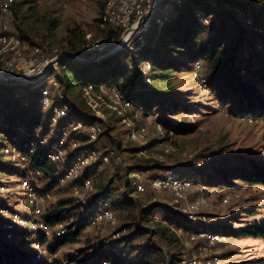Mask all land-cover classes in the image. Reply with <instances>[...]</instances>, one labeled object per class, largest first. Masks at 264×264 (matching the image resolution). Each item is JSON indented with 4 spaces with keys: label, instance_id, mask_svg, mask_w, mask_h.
Masks as SVG:
<instances>
[{
    "label": "rangeland",
    "instance_id": "374dc122",
    "mask_svg": "<svg viewBox=\"0 0 264 264\" xmlns=\"http://www.w3.org/2000/svg\"><path fill=\"white\" fill-rule=\"evenodd\" d=\"M104 1L72 0L68 8L64 9L61 0H15L12 17L7 21L11 24L13 32L20 36L19 27L29 41L40 42L46 39L52 47L61 52L76 54L85 34L99 35L95 24L103 10ZM224 2L246 4L251 9L264 8V0H224ZM166 4V8H169L171 13V5ZM164 6L165 4H160L156 16L165 12ZM225 9L229 11L228 7ZM151 30H155V26ZM236 36L237 32L229 37L226 44L233 42ZM155 50L157 57L161 59L153 71L157 78L149 86L150 91L143 94L142 99L137 100L139 103H144V112L139 119L130 118L131 114L124 116L137 127L140 125L145 127L147 142L144 146L127 140L129 128L116 111L107 108L104 104L97 106V100L82 99L78 88L68 92V98L81 115L95 118L105 129L95 143H88L86 133L82 131L79 134V144L89 146L101 155L116 153L126 162V166L122 167L115 157L110 156L107 163L98 161L88 173L96 192L105 193V198L116 213L118 222L115 225H101L82 230L74 242L62 247L56 253H51L47 264H93L96 254L101 249L100 239H110L113 234H118L117 238H120L135 231H139L141 236L133 241V245L142 247L147 240H150L160 251L161 257L156 263L145 264H183L181 255L184 251L174 232L176 223H181L183 220L170 205V197L152 191L145 194L134 192L129 198L130 201H125L122 175L126 167L150 164L163 166V170L156 169L142 173L137 176L138 180L145 182L153 175H164L173 167L180 168L178 169L180 174H191L192 170L183 167H192L193 160L203 161L205 170L201 171L207 179H211L206 186L202 184V178L193 180L195 187L192 196L202 191L212 199L213 209L209 211L210 220L202 224L210 225L217 231L222 230L228 238L227 242L217 245L212 250L213 257L217 259L215 264H264V238L249 237L241 233V231H253L256 227H264V186L252 185L232 176L236 170L248 169L251 165L264 171V133L259 122L254 124L243 122L240 117L229 113L228 110L232 109L233 105L223 103L218 98L217 91L212 87L204 90L200 85V73L192 69L184 50L164 51L157 47ZM133 55L134 52L131 51L130 56ZM59 72L60 78L68 73L63 69ZM201 74L205 77L203 70ZM100 75L101 80H104L109 75V70L104 69ZM244 77L243 81L250 78L249 74ZM35 90L30 95L34 96ZM259 90L264 92L260 87ZM21 102L20 98L0 90V121H7L9 118L16 120L18 117V122L26 121V116L21 114ZM73 118L75 119L76 116L74 115ZM163 120L179 127L180 132L166 134L162 126ZM158 125L164 130L163 139L158 137ZM52 133L46 139H49ZM164 143L170 144L177 152L168 155L165 162L160 163L156 157L162 153ZM4 144L2 143V147ZM2 147H0V187L6 188L7 191L3 192L1 198L3 200L8 198L11 204H15L22 199L19 185L27 167L23 168L22 165L10 161L3 154ZM243 161L246 164H243ZM225 178H228L229 184L225 181L222 184L218 183L220 179ZM41 183L45 187V182ZM234 191L238 194V199L228 205H222L221 198ZM49 192L53 200L48 206L61 198L73 200L68 185L57 186ZM152 197H156V203L164 205L165 209L147 210L151 205ZM20 203L22 204L21 201ZM166 219L172 223L167 222ZM68 224L70 233H73L79 225V219H72ZM121 227L126 228L119 231ZM35 239L37 237L34 234H23L19 240H14L10 245L19 246L25 251ZM195 248L194 246L190 252ZM121 249L129 253L124 246ZM130 255L139 262L135 254Z\"/></svg>",
    "mask_w": 264,
    "mask_h": 264
},
{
    "label": "built area",
    "instance_id": "2783aa9c",
    "mask_svg": "<svg viewBox=\"0 0 264 264\" xmlns=\"http://www.w3.org/2000/svg\"><path fill=\"white\" fill-rule=\"evenodd\" d=\"M69 3L70 0H61L62 8H68ZM161 3L165 4V12L156 16L155 13ZM166 3L179 5L181 0H158L157 3H154V0H106L95 24L99 35L85 34L80 49L90 54L89 58H96L107 55L117 41L120 40L118 50L138 51L145 44V34L149 31L152 23L157 29L169 23L171 14L169 8H166ZM14 4L15 0L0 1V76L11 77L15 79L12 81L14 83L24 86L31 85V87L37 88L42 108L50 113L48 134L43 136L41 127L35 129L32 134L34 142L29 145L28 151L32 154L35 144L48 147L47 160L50 163L61 164L65 167V173L59 179L57 186L68 185L71 196L82 213H91L86 229H93L101 225H115L118 218L108 201L90 203L96 189L90 177L84 176V172L98 161L107 163L110 156L115 157L122 167L126 166V162L122 161L116 153L110 152V155H101L93 148L82 151L71 158V155L80 146L78 140L71 136H77L85 131L88 143H95L105 132V129L99 122H94L89 127L83 128L81 121L72 118L68 108V99L62 93L60 84L59 71L64 69L60 66V63L65 58L57 61L58 57L63 56L66 52H61L52 47L46 39L40 42H32L20 38L18 34L13 32V28L7 19L12 17ZM203 23L207 25L208 20H203ZM246 23L250 24V21ZM107 33L117 35V41L107 40L105 36ZM193 70L200 73V85L204 90H208L206 78L201 74V63L196 62L193 65ZM139 71L142 74L144 83L151 86L152 62L149 60L142 61L139 64ZM1 83L7 84L10 82ZM80 93L82 99L97 100V106L104 104L107 108H111L120 114L122 122L129 128L127 140L140 143L143 146L146 145L145 127L141 125L137 127L124 117L131 114L130 118L139 119L144 112L142 106L127 101L115 87L101 85L96 88L88 85L80 88ZM23 105L26 106L27 103L24 102ZM240 118L247 124L259 122V126L264 133V118L260 120L252 116ZM0 126H2L1 122ZM17 130L20 134L24 132L22 126L17 127ZM157 130L158 137L163 139L164 130L161 129L160 125L157 126ZM165 132L171 134V132ZM50 133H52L51 137L46 139ZM50 139L55 140L49 143ZM16 141V137L9 138L0 132V143H5L2 147L3 154L10 161L26 168V156H23L16 146L11 143ZM176 152L174 147L164 143L162 153L156 157V160L163 163L168 155ZM192 164L193 169L197 170L202 168L203 161L193 160ZM192 174L193 172L191 174H180L173 169H169L162 176L138 184L136 193L145 194L152 191L153 193L168 195L170 205L184 223L194 227L210 220L209 211L213 209V204L210 195L203 194L202 191L192 196L195 187L194 178L189 176ZM40 179L39 172L26 170V174L22 177L19 185L22 204L20 201L11 204L8 198L3 200L1 196L7 190L0 187V231L3 235V241L7 244L19 240L23 234H34L37 239L31 242L30 248L26 249L25 252L31 255L34 262H47L51 257L48 242L65 236L68 233L67 227L69 224L68 221L48 222L46 220V208L52 202L53 196L45 189ZM237 199L238 194L234 191L230 195H225L220 201L222 205H228L231 201ZM155 202L156 197H152L151 203ZM174 228L184 251L181 255L183 264H215L217 259L213 257L212 250L217 245L227 242L228 239L226 235L221 233L199 229L185 230L179 225L174 226ZM117 236L118 234H113L110 239H100L101 248L108 247L112 241L119 239ZM39 237L43 238V241H40ZM194 246L196 247L195 250L190 252ZM111 251L125 264H140L120 248ZM99 264L112 263L103 260Z\"/></svg>",
    "mask_w": 264,
    "mask_h": 264
},
{
    "label": "trees",
    "instance_id": "16d2710c",
    "mask_svg": "<svg viewBox=\"0 0 264 264\" xmlns=\"http://www.w3.org/2000/svg\"><path fill=\"white\" fill-rule=\"evenodd\" d=\"M171 7L172 12L170 13L169 23L164 24L160 29H157L152 23L149 31L145 34V44L138 51H133V56H130V50L121 49L95 61L76 62L68 59L61 61L60 66L68 72L60 78L62 93L68 99L70 115H72V118L75 115L76 118L73 119L81 121L83 128L89 127L97 120L91 116L81 115L74 103L68 98V92L74 88L80 89L88 85L96 88L101 85L115 87L127 101L144 108V103H139L137 100L142 99V95L150 89L143 81L139 64L142 61L149 60L152 62L153 71L155 70L161 62V59L157 57L155 47L164 51L184 50L187 61L192 67L196 62H200L208 89L212 87L217 91L218 98L223 103L233 105L232 109L229 108L228 110L230 114H235L236 117L252 116L258 120L264 118V92L259 90V87L264 89V58H262L264 53V8L251 9L249 5L234 4L224 2V0H181V4H172ZM226 7L229 8V11L225 9ZM205 19L208 20L207 25L203 23ZM247 21H250V24H247ZM153 26H155V30H151ZM18 30L21 32L18 36L28 40L19 27ZM235 32H237V36L234 41L226 44L229 37ZM162 34L164 37H162ZM105 36L107 40L113 39L114 42L118 39V36L112 33H107ZM72 55L83 59L91 56L81 50L80 46L76 54ZM166 67L167 65H165ZM104 69L109 70V75L101 80L100 72ZM248 74L250 76L249 80L243 81L244 76H248ZM150 77L152 81L157 78L153 73ZM0 90L8 95L20 98L22 101L20 105L21 114L26 116V121L22 122L17 121L19 117L16 120L9 118L7 121H0L2 124L0 132L9 138H17L16 142L11 143L16 146L23 156H26V170L39 172L42 175L41 182H45V189L52 190L57 187L59 179L64 175L65 167L61 164L50 163L47 160L48 147L35 144L33 153L30 154L28 151L29 145L34 142L32 134L35 129L41 127L42 135L46 136L48 134L49 111L42 108L40 94L37 88L31 87V85L24 86L14 82L0 83ZM34 90L36 94L34 96L30 95ZM24 102L27 103L26 106L23 105ZM163 123L162 126L167 132L179 133L181 130L165 120H163ZM19 126L23 127L24 132L22 134L18 133L17 127ZM71 137L79 139V135ZM54 140L50 139L49 143ZM0 147H2V143H0ZM87 149H91V147L81 143L79 148L71 155V158ZM242 163L246 164L245 161ZM90 168L84 172V176H88ZM184 168L193 170V176L191 177L202 178V184L205 186L211 181L201 171L202 169L205 170L204 165L197 170L191 166ZM156 169L163 170V166L150 164L126 167L122 175L125 201H130L129 198H131L132 193H136L138 184L162 176L153 175L148 177L145 182L138 180V175ZM171 169L178 172L180 168L173 167ZM25 174L26 171L22 174V177ZM232 176L234 179H242L252 185L264 186V171L254 165H251L248 169L236 170ZM223 181L229 184L228 178L220 179L218 183L222 184ZM99 201H107L104 192H95L90 203L95 204ZM148 209L161 211L165 209V206L155 202L151 203ZM76 218L79 219V225L75 232L70 233L69 225L67 227L68 233L65 236L52 239L48 244L50 253H56L62 247L74 242L80 232L86 229L91 213L83 214L80 207L74 204L71 198L58 199L48 206L46 209V220L48 222L70 221ZM167 222L172 223L169 220ZM176 225L183 227L185 230L199 229L224 234L222 230L217 231L212 226L205 224L192 227L186 225L183 221L176 223ZM125 228L121 227L119 231ZM241 233L247 234L249 237L264 238V227H256L253 231H241ZM140 236L139 231H135L128 236H122L112 241L108 247L99 250L93 264H99L103 260H107L112 264H125L111 251L116 248L121 249L122 246L128 249L129 253L124 249L121 250L126 251L128 254H135L140 264L156 263L161 257L160 251L150 240H147L142 247L133 245V241ZM39 240L43 241V238L39 237ZM0 264H47V262H34L29 253L22 251L17 246L5 243L0 231Z\"/></svg>",
    "mask_w": 264,
    "mask_h": 264
},
{
    "label": "water",
    "instance_id": "95a60500",
    "mask_svg": "<svg viewBox=\"0 0 264 264\" xmlns=\"http://www.w3.org/2000/svg\"><path fill=\"white\" fill-rule=\"evenodd\" d=\"M158 0H154V3H157ZM119 44H120V40L117 41V43L113 46V49L107 53V55L109 53H112V52H115V51H118V48H119ZM106 55V54H105ZM105 55H102V56H99V57H96V58H87V59H83V58H80V57H76V56H73V55H70L68 53L64 54L63 56L61 57H58L57 61H60L61 59L65 58V59H68V60H72V61H76V62H90V61H95V60H98L102 57H104ZM15 79L11 78V77H2L0 76V83L1 82H12L14 81Z\"/></svg>",
    "mask_w": 264,
    "mask_h": 264
},
{
    "label": "crops",
    "instance_id": "0c3cea01",
    "mask_svg": "<svg viewBox=\"0 0 264 264\" xmlns=\"http://www.w3.org/2000/svg\"><path fill=\"white\" fill-rule=\"evenodd\" d=\"M71 1H72V0H70V3H71ZM105 1H106V0H105ZM105 1H104V3H105ZM70 3H69V5H70ZM103 7H104V5H103Z\"/></svg>",
    "mask_w": 264,
    "mask_h": 264
}]
</instances>
